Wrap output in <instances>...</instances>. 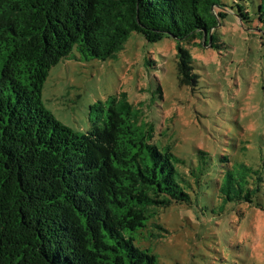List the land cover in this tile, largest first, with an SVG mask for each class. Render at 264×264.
<instances>
[{
  "label": "trees",
  "instance_id": "trees-1",
  "mask_svg": "<svg viewBox=\"0 0 264 264\" xmlns=\"http://www.w3.org/2000/svg\"><path fill=\"white\" fill-rule=\"evenodd\" d=\"M253 2L244 17L259 23L264 52V0ZM228 14L223 0H0V264H162L150 225L168 207L212 197L219 214L243 203L264 212V154L181 158L125 92L91 107L87 133L42 101L51 68L75 47L106 60L137 32L219 49ZM177 76L195 90L183 47Z\"/></svg>",
  "mask_w": 264,
  "mask_h": 264
},
{
  "label": "rangeland",
  "instance_id": "rangeland-1",
  "mask_svg": "<svg viewBox=\"0 0 264 264\" xmlns=\"http://www.w3.org/2000/svg\"><path fill=\"white\" fill-rule=\"evenodd\" d=\"M253 1L223 0L229 14L219 28V49L201 48L198 39L165 37L152 43L137 32L106 60L84 59L75 47L49 72L42 91L45 108L73 131L87 133L97 125L91 107L125 92L179 157L190 160L204 149L238 153L239 161L259 159L264 154L262 32L255 19L244 17L246 11L254 15ZM180 47L190 51L200 76L195 90L179 84ZM215 205L205 197L191 208L175 204L160 213L150 229L163 237L149 242L162 264H264V212L243 203L219 214Z\"/></svg>",
  "mask_w": 264,
  "mask_h": 264
}]
</instances>
